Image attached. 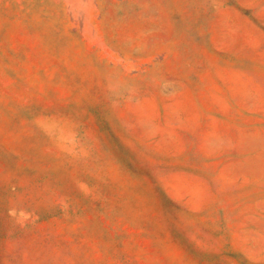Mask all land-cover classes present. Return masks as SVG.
Returning <instances> with one entry per match:
<instances>
[{
	"label": "rangeland",
	"instance_id": "obj_1",
	"mask_svg": "<svg viewBox=\"0 0 264 264\" xmlns=\"http://www.w3.org/2000/svg\"><path fill=\"white\" fill-rule=\"evenodd\" d=\"M0 264H264V0H0Z\"/></svg>",
	"mask_w": 264,
	"mask_h": 264
}]
</instances>
